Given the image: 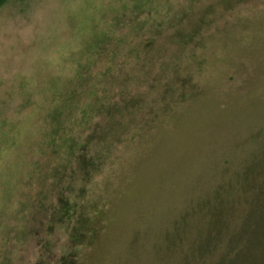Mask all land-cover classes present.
<instances>
[{"label":"rangeland","instance_id":"obj_1","mask_svg":"<svg viewBox=\"0 0 264 264\" xmlns=\"http://www.w3.org/2000/svg\"><path fill=\"white\" fill-rule=\"evenodd\" d=\"M0 264H264V0L0 1Z\"/></svg>","mask_w":264,"mask_h":264},{"label":"trees","instance_id":"obj_2","mask_svg":"<svg viewBox=\"0 0 264 264\" xmlns=\"http://www.w3.org/2000/svg\"><path fill=\"white\" fill-rule=\"evenodd\" d=\"M0 1H2V0H0Z\"/></svg>","mask_w":264,"mask_h":264}]
</instances>
